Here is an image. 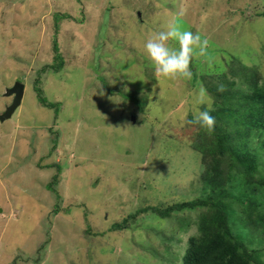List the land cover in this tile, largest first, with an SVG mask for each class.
Instances as JSON below:
<instances>
[{
	"label": "rangeland",
	"instance_id": "1",
	"mask_svg": "<svg viewBox=\"0 0 264 264\" xmlns=\"http://www.w3.org/2000/svg\"><path fill=\"white\" fill-rule=\"evenodd\" d=\"M173 21L208 41L191 80L161 77L144 51ZM55 23L65 62L43 76L44 108L33 73L53 63ZM232 57L263 83L264 0H0V117L14 100L6 91L24 86L0 121V264H171L166 250L179 262L200 210H142L207 196L187 116Z\"/></svg>",
	"mask_w": 264,
	"mask_h": 264
},
{
	"label": "trees",
	"instance_id": "2",
	"mask_svg": "<svg viewBox=\"0 0 264 264\" xmlns=\"http://www.w3.org/2000/svg\"><path fill=\"white\" fill-rule=\"evenodd\" d=\"M63 17L69 23V20L77 22L71 16ZM53 30V63L38 67L33 73L36 100L44 108H52V103L44 98L41 84L49 71L60 70L65 62L58 45L57 23ZM137 51L140 52L139 47ZM17 63L18 59H15L13 69L16 73ZM229 63V71L205 77L209 79L207 92L214 107L211 114L216 120L213 130L209 132L199 124L188 123L199 111L193 112V116H189V111L186 118L187 124L195 132L190 147L200 157V179L207 196L163 209L147 207L142 210V213L151 211L161 219H170L174 212L186 209L200 210L195 222L196 233L188 238L179 262L171 252H164L162 258L167 257V262L171 264H264V160L260 154L264 150V79L260 83L262 74L253 68L243 67L235 57ZM20 76L16 78L17 81L23 80ZM104 86L102 89L111 96L118 93L116 89ZM2 100L7 104L6 99ZM136 109L139 112L138 106ZM204 109L201 108V111ZM251 139L256 140L257 147L251 145ZM54 167L61 171L59 166ZM56 178L47 185L54 192ZM189 226L183 222L178 230L186 233ZM126 227L128 218L121 224H115L112 229L121 231ZM177 232L175 228L172 238ZM39 249H43V245Z\"/></svg>",
	"mask_w": 264,
	"mask_h": 264
},
{
	"label": "clouds",
	"instance_id": "3",
	"mask_svg": "<svg viewBox=\"0 0 264 264\" xmlns=\"http://www.w3.org/2000/svg\"><path fill=\"white\" fill-rule=\"evenodd\" d=\"M207 43V39H202L200 34H194L173 21L167 25V30L154 33L147 39L144 51L155 72L161 77L191 80L193 73L190 65L193 58L205 52ZM197 103L206 107L188 123L199 124L210 132L213 130L216 120L211 114L214 111L212 101L203 89L197 96Z\"/></svg>",
	"mask_w": 264,
	"mask_h": 264
},
{
	"label": "water",
	"instance_id": "4",
	"mask_svg": "<svg viewBox=\"0 0 264 264\" xmlns=\"http://www.w3.org/2000/svg\"><path fill=\"white\" fill-rule=\"evenodd\" d=\"M23 85L16 83L11 89L6 91V96H14L12 105L7 109L4 115L0 117V121L3 122L12 117L16 109L20 106L23 98Z\"/></svg>",
	"mask_w": 264,
	"mask_h": 264
},
{
	"label": "bare ground",
	"instance_id": "5",
	"mask_svg": "<svg viewBox=\"0 0 264 264\" xmlns=\"http://www.w3.org/2000/svg\"><path fill=\"white\" fill-rule=\"evenodd\" d=\"M22 85V84H21ZM24 87V86H23ZM23 92H24V89H23Z\"/></svg>",
	"mask_w": 264,
	"mask_h": 264
}]
</instances>
